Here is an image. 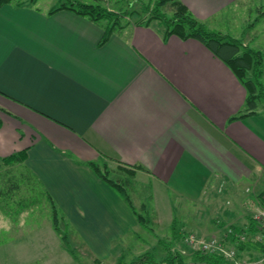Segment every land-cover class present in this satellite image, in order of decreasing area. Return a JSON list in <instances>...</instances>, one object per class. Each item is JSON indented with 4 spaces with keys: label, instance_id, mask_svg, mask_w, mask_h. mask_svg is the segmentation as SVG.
I'll return each instance as SVG.
<instances>
[{
    "label": "crops",
    "instance_id": "obj_1",
    "mask_svg": "<svg viewBox=\"0 0 264 264\" xmlns=\"http://www.w3.org/2000/svg\"><path fill=\"white\" fill-rule=\"evenodd\" d=\"M181 1L217 30L213 20L246 0ZM50 9L0 7V156L26 150L27 174L94 250L125 242L138 225L87 164L102 159L149 186L137 202L154 222L173 226V237L215 235L232 244L240 230L249 234L264 190V104L230 119L244 110L245 87L196 39L164 38L153 22L99 44L100 22ZM251 23L241 40L264 55L245 33ZM259 249L238 252L260 258ZM191 260L184 263L201 264Z\"/></svg>",
    "mask_w": 264,
    "mask_h": 264
},
{
    "label": "rangeland",
    "instance_id": "obj_2",
    "mask_svg": "<svg viewBox=\"0 0 264 264\" xmlns=\"http://www.w3.org/2000/svg\"><path fill=\"white\" fill-rule=\"evenodd\" d=\"M62 1L37 0L33 5L42 10H47L58 6ZM80 1L92 2V0ZM140 1L146 2L148 0H101L100 3L111 10H129L138 9ZM260 10H264V0H246L242 4L239 2L227 8L221 14L222 17L215 18L212 24L222 33L241 39L244 27L247 23L252 22L245 33L250 36L249 38H255L258 44L264 46V14L257 17ZM255 17L257 21H253ZM134 18V15L122 17L121 24L124 25L126 20L130 22L129 25L134 24ZM102 21L105 22V20ZM154 23L162 25L158 21ZM262 82L264 83V75ZM260 104L263 105L264 102H260ZM103 162L106 163V169H110L106 173L107 176L110 179H119V183L126 186L124 183L125 178H127L126 174L118 175L112 160H99L100 167L103 166ZM9 169V172L2 176L0 188L3 190L6 188V179L10 176L18 179L20 188L12 194L9 200L0 202V264H117L118 258L124 264H130L134 257L144 251H150V255L154 257L164 254L165 242L168 241H171L170 250L179 252L184 262L191 260L194 248L190 247L186 241L189 233L184 234L181 239L175 238L172 235L173 226L170 227L165 223L158 224L152 218L150 219V215L140 208L142 204L137 202L139 199L140 201L147 200L149 186L142 184L134 176L128 178L131 183L129 187H125V190L134 207H137L143 218L148 220L145 223H139L136 220L138 225L132 228V232L128 234L125 242L115 241L106 245L105 243H97L94 250L90 243L81 239L73 227L66 223V220L58 211L57 205L48 199L46 193H43L41 184L36 178L30 174L27 175L31 178L29 184L24 182L25 178L19 180L21 174L28 173L22 164H15ZM106 169L102 168L103 171H106ZM114 191L119 195L117 190ZM170 197L172 198V196ZM20 200L22 201L19 202ZM53 206L57 209L55 212L60 229L58 231L55 230L53 224L52 208H55ZM179 213V206H177L175 224L179 222ZM152 217L154 216L152 215ZM62 231L66 232L68 243L63 241L64 234ZM136 233L139 237L136 236ZM110 245H113V247ZM115 245L122 248L121 252L115 251L117 249V247H114ZM111 249L113 250L112 253L110 252Z\"/></svg>",
    "mask_w": 264,
    "mask_h": 264
},
{
    "label": "trees",
    "instance_id": "obj_3",
    "mask_svg": "<svg viewBox=\"0 0 264 264\" xmlns=\"http://www.w3.org/2000/svg\"><path fill=\"white\" fill-rule=\"evenodd\" d=\"M36 1L37 0H0V7L4 4H11L15 7H28L35 4ZM100 2L101 0H92V2H83L80 0H63L58 6L51 7L50 11L53 12L59 9H69L95 22H100L102 24L103 34L99 44L104 43L114 32H118L123 27L130 24V22L127 20L125 21L126 23L124 25L121 24L122 17H130L134 15L135 18L133 23L144 26H149L155 21L161 22L163 26L162 35L164 38L169 35H176L182 40L193 38L200 41L215 56L220 58L230 67L232 72L245 87L246 97L244 110L238 115L231 116L230 119L241 118L249 112H257L260 102H264V84L262 82L264 73L263 53L260 50L254 49L245 44L240 38H235L229 34H224L217 30H211L207 28V26L202 21H200L190 12V10L181 0L140 1L138 9L129 10L107 9ZM102 20H105V22ZM25 158L26 150H21L7 156H0V181L2 180L3 174H7L9 172V168L11 166L23 163ZM87 164L101 180L119 192L139 223H145L148 220L143 218L139 211L133 206L129 195L125 190V187H129L131 183L128 178L133 177L131 170L126 169L125 171V169L115 168L118 175L124 173L126 174L127 178H125L124 181L126 186H122V184L119 183V179H110L107 176L106 173L109 172L110 169H106L105 162H103L102 167H100L98 162L94 161H89ZM102 168H105L106 171H103ZM27 175L29 174H21L19 180H24L25 178L24 182L29 184V179L31 178ZM6 181V188L4 190L0 188V202L9 200L12 194L20 188V183L18 182L17 178H14V176L8 177ZM258 196L260 203L263 204L264 190ZM21 201L22 200L19 202ZM50 201L53 202L51 199ZM52 209L54 228L58 231L60 229L58 227V218L55 212L57 209L56 207ZM247 228L249 236H253L259 231L262 232L253 217L249 219ZM172 229H174V227ZM240 232L242 231L240 230ZM62 233L64 234L62 237L63 241L68 243L66 232L62 231ZM174 236L175 238L178 237L180 239L184 237L183 234L176 235L175 233ZM261 242L254 241L252 238H249L245 242H233L232 244H235L239 250L259 247V250L264 252V242ZM165 243L164 254H161L159 257H154L150 255V251H144L140 255L134 257L130 264H185L179 252L170 250L171 241ZM120 260L121 259L118 258L117 264H124V262ZM192 260L201 264H230L221 254L202 253L196 250L192 252Z\"/></svg>",
    "mask_w": 264,
    "mask_h": 264
},
{
    "label": "built area",
    "instance_id": "obj_4",
    "mask_svg": "<svg viewBox=\"0 0 264 264\" xmlns=\"http://www.w3.org/2000/svg\"><path fill=\"white\" fill-rule=\"evenodd\" d=\"M253 219L260 227L261 233H264V203L261 204L253 213ZM235 243L245 242L249 238H252L254 241L261 240V236L255 234L249 236L245 232L235 233ZM186 241L189 243L190 247L194 248V251H199L202 253L209 254H221L226 261L230 264H264V255L260 258H249L242 257L235 244H227L219 236H197L194 233H191L187 236Z\"/></svg>",
    "mask_w": 264,
    "mask_h": 264
}]
</instances>
